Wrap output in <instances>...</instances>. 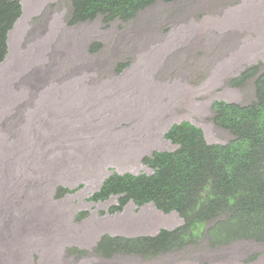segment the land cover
<instances>
[{"label": "rangeland", "instance_id": "obj_1", "mask_svg": "<svg viewBox=\"0 0 264 264\" xmlns=\"http://www.w3.org/2000/svg\"><path fill=\"white\" fill-rule=\"evenodd\" d=\"M21 4L0 63V264H264L256 241L100 256L104 235L153 236L184 221L152 203L112 213L117 197L91 200L114 172L152 174L143 160L177 148L165 136L175 123L201 127L210 144L233 139L212 105L255 100L256 76L232 80L253 65L264 72V0L158 1L109 24L72 23V0Z\"/></svg>", "mask_w": 264, "mask_h": 264}, {"label": "trees", "instance_id": "obj_2", "mask_svg": "<svg viewBox=\"0 0 264 264\" xmlns=\"http://www.w3.org/2000/svg\"><path fill=\"white\" fill-rule=\"evenodd\" d=\"M158 1L72 0V23L102 17L109 24L127 22ZM23 13L21 0H0V63L8 54V37ZM255 100L247 105L214 101L215 124L233 135L226 144H210L201 127L190 121L172 125L166 138L177 148L154 151L144 158L152 174L109 175L91 196L93 202L117 197L110 211L120 212L133 202L152 203L164 213L177 212L183 225L160 229L153 236L104 235L95 253L136 254L156 258L207 241L218 249L238 241L264 242V72L247 68L232 85L255 77ZM71 192L58 188V196Z\"/></svg>", "mask_w": 264, "mask_h": 264}, {"label": "crops", "instance_id": "obj_3", "mask_svg": "<svg viewBox=\"0 0 264 264\" xmlns=\"http://www.w3.org/2000/svg\"><path fill=\"white\" fill-rule=\"evenodd\" d=\"M10 34V33H9ZM8 39H9V37H8ZM8 46H9V40H8ZM9 49H10V46H9ZM8 52H9V50H8ZM7 56H8V54H7ZM7 58V57H6ZM5 61V60H4ZM3 61V62H4ZM2 62V63H3ZM236 250H238V247L236 248ZM230 254V252H227V255H229ZM215 261H217L216 259H214ZM186 262H189L188 264H191V261H188V260H184V258L183 259H180V261L179 262H176V261H172V262H169V263H166V259H162V260H159V262H158V264H184V263H186Z\"/></svg>", "mask_w": 264, "mask_h": 264}, {"label": "bare ground", "instance_id": "obj_4", "mask_svg": "<svg viewBox=\"0 0 264 264\" xmlns=\"http://www.w3.org/2000/svg\"><path fill=\"white\" fill-rule=\"evenodd\" d=\"M144 173V172H143Z\"/></svg>", "mask_w": 264, "mask_h": 264}]
</instances>
